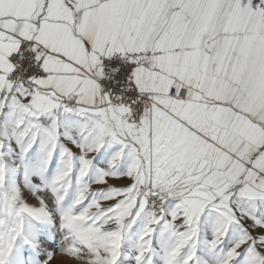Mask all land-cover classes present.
Returning <instances> with one entry per match:
<instances>
[{
    "label": "snow or ice",
    "instance_id": "obj_1",
    "mask_svg": "<svg viewBox=\"0 0 264 264\" xmlns=\"http://www.w3.org/2000/svg\"><path fill=\"white\" fill-rule=\"evenodd\" d=\"M0 264H264V0H0Z\"/></svg>",
    "mask_w": 264,
    "mask_h": 264
}]
</instances>
